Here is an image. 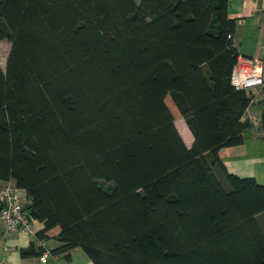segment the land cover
Wrapping results in <instances>:
<instances>
[{
	"label": "trees",
	"instance_id": "16d2710c",
	"mask_svg": "<svg viewBox=\"0 0 264 264\" xmlns=\"http://www.w3.org/2000/svg\"><path fill=\"white\" fill-rule=\"evenodd\" d=\"M228 3L0 0V182L24 190L37 239L59 227L53 254L264 264V186L213 171L251 128Z\"/></svg>",
	"mask_w": 264,
	"mask_h": 264
},
{
	"label": "crops",
	"instance_id": "0c3cea01",
	"mask_svg": "<svg viewBox=\"0 0 264 264\" xmlns=\"http://www.w3.org/2000/svg\"><path fill=\"white\" fill-rule=\"evenodd\" d=\"M228 17L236 22L233 38L238 55L264 58V0H229ZM252 95L253 102L242 118L251 125L244 135L243 143L221 148L218 152L222 168L217 166L213 171L223 184L225 170L227 174L239 178H252L258 185L264 186V134L260 123L264 91L253 90ZM174 125L185 146L191 148L194 139L185 121L178 119ZM38 227L42 231L44 225L40 224ZM59 233V227H55L46 233V239L43 240L21 231L4 236L0 226V264H93L80 248H74L67 253L53 254L52 252L61 246L58 241ZM31 246L37 255L23 257L22 252L31 249ZM44 250L50 251L51 254L42 261L40 254Z\"/></svg>",
	"mask_w": 264,
	"mask_h": 264
},
{
	"label": "built area",
	"instance_id": "2783aa9c",
	"mask_svg": "<svg viewBox=\"0 0 264 264\" xmlns=\"http://www.w3.org/2000/svg\"><path fill=\"white\" fill-rule=\"evenodd\" d=\"M231 84L237 90H243L249 94L252 103L253 90L264 91V58L238 55L231 74ZM28 203L24 190L18 188L14 182H0V226L4 236L15 231L35 236L40 231L38 226L42 223L32 218L25 210ZM50 254V251L44 250L40 259L45 261Z\"/></svg>",
	"mask_w": 264,
	"mask_h": 264
},
{
	"label": "rangeland",
	"instance_id": "374dc122",
	"mask_svg": "<svg viewBox=\"0 0 264 264\" xmlns=\"http://www.w3.org/2000/svg\"><path fill=\"white\" fill-rule=\"evenodd\" d=\"M10 50V44L8 41L3 40L0 42V67L2 71H5V64H6V59L8 56ZM260 224L262 225V230L264 232V220L261 217L260 218Z\"/></svg>",
	"mask_w": 264,
	"mask_h": 264
}]
</instances>
